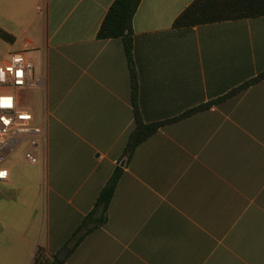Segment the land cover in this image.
Masks as SVG:
<instances>
[{"label":"crops","instance_id":"crops-1","mask_svg":"<svg viewBox=\"0 0 264 264\" xmlns=\"http://www.w3.org/2000/svg\"><path fill=\"white\" fill-rule=\"evenodd\" d=\"M115 1L0 0V27L16 38L1 39V62L21 51L33 63L41 119L33 114L46 131L44 145L32 146L40 167L23 176L15 156L0 182L8 264H33L39 246L50 256L67 249L63 264H264V79L160 127L120 166L135 124L130 69L123 39L98 37ZM193 2L142 0L135 14L146 123L264 71V16L176 28ZM118 167L107 222L70 243Z\"/></svg>","mask_w":264,"mask_h":264},{"label":"trees","instance_id":"trees-1","mask_svg":"<svg viewBox=\"0 0 264 264\" xmlns=\"http://www.w3.org/2000/svg\"><path fill=\"white\" fill-rule=\"evenodd\" d=\"M142 0H116L109 9L99 31L100 39L122 38L127 55L131 78V94L135 115V124L128 135L124 158L130 159L136 148L147 138L153 135L158 129L166 124L176 122L182 118L207 110L213 105L237 94L248 88L250 85L264 79V71L258 76L248 80L241 86L233 89L231 92L196 106L183 114L165 120L146 123L140 113L138 105V77L133 58L134 40H133V20ZM264 16V0H194L175 20L176 28L192 27L203 24L224 22L231 20H240L247 18H256ZM0 39L10 44L16 40L15 36L0 27ZM122 168L118 167L108 183L100 192L94 209L84 218L82 223L73 233L70 243L78 244L84 234L92 229L103 226L108 219V209L114 196ZM64 261L58 258V255L50 256L42 246L37 248L33 264H63Z\"/></svg>","mask_w":264,"mask_h":264},{"label":"built area","instance_id":"built-area-1","mask_svg":"<svg viewBox=\"0 0 264 264\" xmlns=\"http://www.w3.org/2000/svg\"><path fill=\"white\" fill-rule=\"evenodd\" d=\"M42 78H35L33 63L25 52L16 51L0 64V182L9 179L10 170L3 167L4 161L26 139L31 138L32 146L44 145L46 131L44 125L35 123L32 111L25 109L23 93L31 87L42 86ZM10 98V99H9ZM34 137L40 138L37 142ZM26 158L33 163L38 159L31 153Z\"/></svg>","mask_w":264,"mask_h":264},{"label":"rangeland","instance_id":"rangeland-1","mask_svg":"<svg viewBox=\"0 0 264 264\" xmlns=\"http://www.w3.org/2000/svg\"><path fill=\"white\" fill-rule=\"evenodd\" d=\"M0 44H3V41L0 39ZM7 48H9V45H6L4 47H0V64H2L1 60L3 59ZM34 90L33 88H29L23 96V101L25 103V109L32 111L35 116L37 117V119H41V114H40V109L39 107H35V105H38V103L40 102V96H41V89H38V91L36 90L35 93V97L31 94V91ZM38 94V96H37ZM34 139L37 142H40V138L38 137H34ZM40 147H36L33 148L31 145V138L26 137V139L18 146L16 152L8 157L6 159V161H4L3 163V167H10V162L13 160V158L15 156H20V163L18 166V171L19 174H22L24 176V170H31L33 167H40ZM28 152H31L37 159H39V162L36 164L31 163L30 161H28V159H26V154ZM20 186H24L21 183H24L23 179H20ZM6 196V191L3 188V186L0 184V199ZM2 202H0L1 205ZM4 203V202H3ZM2 212V209L0 207V213ZM44 214V216H43ZM1 215V214H0ZM39 215H40V227H41V231L43 229V224L45 222V210L43 211V196L40 197V207H39ZM6 229V226L4 225L3 221L1 220L0 217V264H8V261L6 259V249H5V244L1 242V233L3 232V230ZM11 264V263H10Z\"/></svg>","mask_w":264,"mask_h":264},{"label":"water","instance_id":"water-1","mask_svg":"<svg viewBox=\"0 0 264 264\" xmlns=\"http://www.w3.org/2000/svg\"><path fill=\"white\" fill-rule=\"evenodd\" d=\"M125 161L126 159L122 160V162L120 163V166H125ZM68 250L67 249H64L62 250L59 254H58V258L60 260H64L66 258V254H67Z\"/></svg>","mask_w":264,"mask_h":264},{"label":"snow or ice","instance_id":"snow-or-ice-1","mask_svg":"<svg viewBox=\"0 0 264 264\" xmlns=\"http://www.w3.org/2000/svg\"><path fill=\"white\" fill-rule=\"evenodd\" d=\"M2 103H3V100H2V98H0V106H2ZM3 175H5V174L4 173H0V176H3Z\"/></svg>","mask_w":264,"mask_h":264}]
</instances>
